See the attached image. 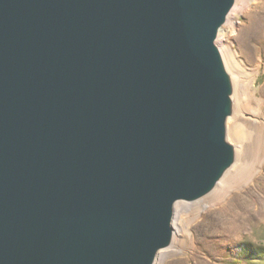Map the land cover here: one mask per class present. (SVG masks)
<instances>
[{"label": "water", "instance_id": "1", "mask_svg": "<svg viewBox=\"0 0 264 264\" xmlns=\"http://www.w3.org/2000/svg\"><path fill=\"white\" fill-rule=\"evenodd\" d=\"M236 0H0V264H154L236 162L217 38Z\"/></svg>", "mask_w": 264, "mask_h": 264}, {"label": "rangeland", "instance_id": "2", "mask_svg": "<svg viewBox=\"0 0 264 264\" xmlns=\"http://www.w3.org/2000/svg\"><path fill=\"white\" fill-rule=\"evenodd\" d=\"M231 15L217 38V45L228 71L244 86L240 98L247 104L240 111L245 116L258 117L253 112L255 107L264 112V0H243ZM238 125L239 138L230 135L227 128V140L238 150V158L244 155L243 147H248L249 163L255 156L252 152L255 137L244 120ZM263 150L258 156L261 158L258 170L235 180L224 197L201 209L195 206L199 201L175 206L176 242L168 250H162L164 255L157 264H264Z\"/></svg>", "mask_w": 264, "mask_h": 264}, {"label": "bare ground", "instance_id": "3", "mask_svg": "<svg viewBox=\"0 0 264 264\" xmlns=\"http://www.w3.org/2000/svg\"><path fill=\"white\" fill-rule=\"evenodd\" d=\"M242 1L243 0H236L232 11L233 10L234 11L237 10L241 6ZM232 11L228 15L227 21H228V19H230L229 16L232 17V15H231ZM226 23L224 25H226ZM223 26L220 28L218 37L220 35V32H223V31H221V30H223L222 28H224ZM223 58H224V56H223ZM224 62L227 65L225 58H224ZM226 67H228V66H226ZM232 78H233L234 86H235V94H234V100H233L234 109H233L232 115L227 118L226 129L228 128L229 131H230L229 132L230 135H233V137L238 139L239 137H238L236 126L242 120H244V123H247V125L252 129L251 133H253V135L255 137L254 138L255 148H254V151H252V152H254L255 156L253 155L254 156L253 159L250 157L249 160L250 159H252V160H251V162L249 161V163H248V158L246 157V154H247V151H248V147L247 146L243 147V149H244L243 154L244 155H243L242 158H238V154L239 153H238V150H237L236 162L231 166V168L228 171H226L224 176L218 181V183L216 184L214 190L211 192L212 195L210 197H208V198H205L206 197L205 196V197H203L204 199L203 198L200 199L201 201L200 200H199V202L197 201L198 203L195 205L197 209H201V208H203V206L204 207L208 206L210 204V202H213L218 197H221L223 195L225 196V194L230 191L231 184L233 182H235V180L239 181V179H243V178H245L247 176L248 177L251 176L256 169L258 170V167L261 164L259 162L261 158L258 159L259 158L258 156H259L260 151H262L264 149V112L259 107H257V108L255 107L253 109L254 114H256V116H258V117H261V120H259L258 117L245 116L240 111L239 108H241L242 106L244 107L247 104L246 100H244L243 98L242 99L240 98V89H243L242 87H244V86L241 83V81L238 80V78H237V76L235 74L232 75ZM245 88H246V86H245ZM238 98H240L239 99V103H237V99ZM241 109H243V108H241ZM248 126H247V128H248ZM251 149H252V146H251ZM249 156H251V155H249ZM174 236H175V230H174ZM174 236H173L172 244H171V246L169 248L174 246L173 245L174 241L176 242V240H174ZM169 248H166V249L168 250ZM166 249H162V250H166ZM162 250H160L158 252L154 264H157L159 259L164 255V251H162Z\"/></svg>", "mask_w": 264, "mask_h": 264}]
</instances>
